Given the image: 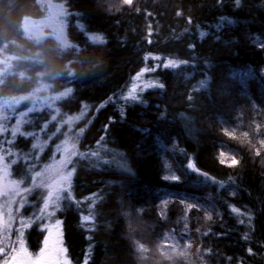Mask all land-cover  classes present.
Wrapping results in <instances>:
<instances>
[{"label":"trees","instance_id":"1","mask_svg":"<svg viewBox=\"0 0 264 264\" xmlns=\"http://www.w3.org/2000/svg\"><path fill=\"white\" fill-rule=\"evenodd\" d=\"M58 1L67 44L24 34V18L46 15L40 0H0V54L11 59L0 96L72 90L56 104L60 120L80 115L70 128L72 199L54 213L69 264H138L127 221L135 210L157 216L146 227L154 238L182 225L194 231L201 264H264V0ZM94 34L105 42L93 43ZM169 60L177 67H165ZM142 69L137 99H125ZM31 115L34 127L14 143L22 155L48 120L44 109ZM166 152L182 180L168 179ZM232 158L239 163L220 162ZM11 169L29 180L24 165Z\"/></svg>","mask_w":264,"mask_h":264},{"label":"rangeland","instance_id":"2","mask_svg":"<svg viewBox=\"0 0 264 264\" xmlns=\"http://www.w3.org/2000/svg\"><path fill=\"white\" fill-rule=\"evenodd\" d=\"M103 2H108L109 6H115V1L118 3H123V0H102ZM46 7V15L42 18H24L22 21V27L24 34L32 39H37L41 37L42 34L48 33L55 40L67 44L65 37V19H64V8L58 0H40ZM10 58L0 54V75L8 72ZM264 74V73H263ZM143 77H138L135 83V87L143 84ZM52 93L48 91L47 88L40 85L34 89L31 93L26 94L22 97L11 98L6 96H0V115H4L7 119L2 121L5 131L0 134V148L4 150L6 160L0 164V177H2V183L8 184L9 180L12 178V166L16 164L24 165L27 174H29V180L23 183L21 179L22 187L32 188L31 194L26 195L27 202L24 207L20 208L19 212L16 211L19 206V196L13 197L12 201L9 200L8 196H0V206L5 213V220L8 219L7 214L12 213L13 220L11 221V230L5 231L0 234V247L5 248V253L0 254V264H2L5 255H7L12 248L19 249V237L20 233L17 231L20 229V221H26L30 226L26 229H21L23 231V245L27 252L30 254L31 258L35 260L37 255L40 253L42 248H47L45 257L51 256L52 258H59L61 261H67L64 254L62 256H57V249L62 247L61 241V230L60 221L54 218V213L59 209L61 205V200L59 201L58 207L52 204H45V198L47 196V187H34L35 184H50L55 180L59 179L57 173H64L69 171L68 166L65 168L62 164V157H67L68 153L63 151L65 142H67V147L69 151L72 150L73 146V135L70 132V128L78 121L80 115L72 116L68 118L59 119V112L57 109V102L64 98L61 96L62 93ZM59 97V98H57ZM6 104L14 105L12 108L7 107ZM31 108L32 112L27 110ZM44 109L48 114V120L42 125L41 131L38 132L32 143V153L29 155L27 152L25 155L19 154L14 148L15 140L18 136L27 135L26 127H34L35 121L34 116L31 113H41ZM27 113L25 116L20 117V113ZM55 117V119H53ZM17 120L20 124L17 125ZM56 120L54 126H50V132L48 131L47 124ZM62 125L66 128L63 131V136L60 139L53 140L55 135L61 131ZM19 127L20 131L16 135H12L9 129ZM6 141H12L11 144L6 143ZM52 145L49 151L47 159L41 162L40 155L45 150L48 144ZM36 147H33V146ZM11 153L8 156L7 153ZM165 164L169 171L168 179L173 180L172 176L178 177L176 180H182L183 175L177 168V166L172 162L168 152L165 153ZM33 159V160H32ZM15 160V164H10L9 162ZM39 161V163H34L33 165H27L26 163L32 161ZM230 163L228 159L225 160ZM36 171L42 173L36 181L31 178ZM62 196H66L67 193H61ZM186 210L188 208H185ZM147 211L135 210L133 213L127 212L128 221V231L130 235V240L133 245V250L135 251V256L138 264H201L198 257V246L199 240L197 239L194 231H189L187 226H181L179 234L173 235L171 231H160L157 237H152L146 232V227L149 225L154 226L157 216L150 217L146 214ZM183 211L177 210L175 216L181 215ZM167 209L165 205L158 211V218L165 219ZM165 221L166 220H162ZM34 231L32 233V244L31 246H36V239H39V248L35 251L26 245L27 232L30 229ZM34 234V235H33ZM29 235V234H28ZM45 238L48 240L47 246H45ZM63 248V247H62Z\"/></svg>","mask_w":264,"mask_h":264},{"label":"snow or ice","instance_id":"3","mask_svg":"<svg viewBox=\"0 0 264 264\" xmlns=\"http://www.w3.org/2000/svg\"><path fill=\"white\" fill-rule=\"evenodd\" d=\"M123 2L125 4H131L132 0H123ZM236 4L237 6H239L240 4V0H236ZM179 15V13H178ZM81 27H83L81 25ZM201 35L203 36L204 33H201ZM90 39L93 41V43H104L105 42V38L103 36V34H94L90 37ZM157 59H159L157 57ZM165 67H171V68H176L177 67V62L173 61V60H169L165 65ZM152 71H155V69H151ZM144 71H148L147 69H142L141 73L137 74V78L139 76H141L143 74ZM202 83H206V82H202ZM152 86V85H149ZM162 87V85H160ZM72 90L69 88L66 92L62 93L61 96H66L68 95V93H70ZM136 93V88L135 86L133 87V89H131L128 93V95L125 97V99H132V100H136L137 99V95ZM59 98V97H57ZM7 107L12 108L14 105L12 104H6ZM0 111H2V109H0ZM28 112H32L33 109L29 108L27 110ZM27 113L21 112L19 115L20 117L25 116ZM4 119H7L6 116L4 115H0V134H3V132L5 131L4 125L2 123V121ZM53 119H55V117H53ZM20 124V121L17 120V125ZM11 131L12 135H16L18 134V132L20 131L19 127L16 128H11L9 129ZM83 131V130H82ZM143 131H147V130H143ZM101 140H103V137L101 138ZM6 143L11 144L12 141H6ZM67 142H65V146L63 147V151L67 152L68 155L67 157H62V164L65 168H67L68 165H71L73 163L71 157H75L78 155V153L75 151V146H72V150L69 151L68 147L66 146ZM33 147H36L35 145ZM8 156H11L12 154L9 152L7 153ZM83 155V154H81ZM87 155L92 156V157H96V163H100L102 158L99 156L98 152H91L88 153ZM220 155L223 157L224 153H220ZM256 155L259 156L260 155V151L257 150ZM6 160V156L4 154V150L2 148H0V164H2L4 161ZM104 163H111V161H103ZM222 164L225 163L224 159H221L220 161ZM10 164H15L16 161L12 160L9 162ZM239 162L235 159L232 158L230 160V163L228 166H235L237 165ZM188 167L190 169H192L193 171H196L195 166L191 163H189ZM75 171V168L73 167L71 170L66 171L64 173H57V175L59 176L58 180H55L50 183V184H35L34 187H47L48 191H47V196L45 198V204H52L56 207H58L59 205V201L61 199L64 200H71L72 199V193H71V180H72V176H73V172ZM42 173L40 171H36L35 174L32 176V180L36 181L39 177H41ZM173 180L178 179V177H176L175 175L172 176ZM33 191L32 188L29 187H22L21 183L18 180H9L8 184H3L2 183V177H0V196H8L9 200L12 201L13 197L15 196H19L20 200H19V206L17 207L16 211L19 212L20 208L24 207V204L27 202L26 199V195L31 194V192ZM61 193H67L66 196H62ZM3 206H0V234L4 233L5 231H10L11 230V221L13 220V216L12 213H8V219L5 220L4 216L5 213L2 210ZM189 207H191V205H189ZM233 212L239 213V209L233 207L232 208ZM210 218V217H209ZM84 221H88L91 219L90 216H84L82 218ZM243 223V221H241ZM30 225L24 221L21 220L20 221V229H18L17 231H19L20 233V237H19V243H20V247L19 249L17 248H12L11 251L5 255V258L2 262V264H67V261H61V259L59 258H52L51 256L45 257V253L47 248H42L40 250V253L37 255V258L35 260H33L30 256V254L27 252L26 248L23 245V231H21V229H26L27 227H29ZM247 235L245 236V239H247ZM45 246H47L48 244V240L47 238H45ZM9 247L8 245H5V247H0V254L5 253V248ZM65 249H63L62 247L57 249V256H62L65 253ZM249 252H251V249H249Z\"/></svg>","mask_w":264,"mask_h":264}]
</instances>
